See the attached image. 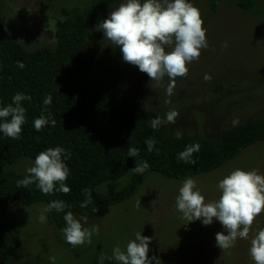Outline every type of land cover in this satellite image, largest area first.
<instances>
[{
    "label": "rangeland",
    "instance_id": "obj_1",
    "mask_svg": "<svg viewBox=\"0 0 264 264\" xmlns=\"http://www.w3.org/2000/svg\"><path fill=\"white\" fill-rule=\"evenodd\" d=\"M94 0H0V19L7 30L27 52L56 45V31L67 15L78 8L86 9ZM119 0L101 22L123 3ZM143 2V0H141ZM199 8L208 47L201 49L198 60L187 64V77H178L173 95L167 97L164 88H151V80L138 66L122 59L118 46L104 38L98 26L88 41L92 58L86 83L99 91L104 103L118 102L127 111L150 108L166 118V112L179 113L174 125H164L171 131L191 134L203 140L216 141L223 129L264 117V0H257L256 12L240 9L231 0H220L216 11L211 0H189ZM227 43V47L223 45ZM167 51V49H166ZM205 73L211 81H205ZM165 77L164 85L168 84ZM170 99L165 105L163 101ZM33 159L24 158L11 167L26 175ZM236 168L258 170L264 175V141L245 148L236 158L221 167L192 177L205 202L219 199L218 182ZM129 176L108 182L102 192L121 188ZM182 180L170 179L157 172L148 173L140 189L128 200L88 217L84 224L91 230V244L72 247L50 214L40 223V209L45 202L25 206L10 202L9 218L18 230L9 232L17 242L16 264H94L101 253L111 256L119 245L126 250L135 233L151 237L148 257H157L160 264H255L249 254L251 238L264 229V211L256 217L248 239L237 238L233 247L222 250L216 245V233L224 232L215 218L212 224L188 222L176 207V197ZM78 218V217H76ZM83 223V221H82ZM152 264H156L153 260Z\"/></svg>",
    "mask_w": 264,
    "mask_h": 264
},
{
    "label": "trees",
    "instance_id": "obj_2",
    "mask_svg": "<svg viewBox=\"0 0 264 264\" xmlns=\"http://www.w3.org/2000/svg\"><path fill=\"white\" fill-rule=\"evenodd\" d=\"M119 0H94L86 9L71 11L56 31V45L27 52L12 36L0 19V107L12 103L16 93L31 96L23 101L26 123L22 125L21 138L14 140L0 132V264H16L14 255L18 245L9 235L18 230L9 218L10 202L25 206L36 202L50 203L63 200L67 207L63 212H49L59 229L66 226L63 216L71 211L74 217H93L107 207L130 199L142 186L148 173L157 172L170 179L184 181L195 175L212 171L236 158L245 148L264 141V117L251 119L223 129L216 141L203 140L191 134L176 132L161 125L157 130L150 121L161 113L140 108L131 112L118 102L104 103L99 91L86 83L85 74L92 62L88 41ZM245 11L256 12L257 0H231ZM220 0H211L216 11ZM17 61L24 63L21 69ZM51 95L49 112L56 120L37 132L33 126L43 108V99ZM47 115V113H45ZM154 138L155 149L147 151L145 140ZM199 143L200 151L193 153L191 163L177 162L178 154L189 144ZM63 147L71 152L64 160L70 169L65 181L71 189L68 194L53 192L45 195L35 184L17 187V181L26 175L11 169L24 158L35 157L49 147ZM140 150L138 157H129L128 148ZM136 161H147L149 168L143 174L130 170ZM119 189L102 192L99 188L108 182L128 177ZM89 189L93 202L86 208L80 204L86 199L83 189ZM108 256V255H107ZM94 264H99L98 258ZM104 264H117L105 260Z\"/></svg>",
    "mask_w": 264,
    "mask_h": 264
},
{
    "label": "clouds",
    "instance_id": "obj_3",
    "mask_svg": "<svg viewBox=\"0 0 264 264\" xmlns=\"http://www.w3.org/2000/svg\"><path fill=\"white\" fill-rule=\"evenodd\" d=\"M199 8L189 0H124L115 8L109 17L98 23L99 30L103 31L104 38L114 46L120 48L123 61L138 66L142 73H146L150 80L151 88H164L167 97L173 95L175 81L178 77L186 78L188 74L187 64L198 60L201 49L208 47L206 29ZM227 47V43L223 45ZM167 49V51H166ZM23 69L24 63L16 62ZM165 77L168 84L164 85ZM212 77L205 73L204 80L211 81ZM30 95L16 93L12 97V103L0 107V132L5 137L19 140L22 133V125L26 123V108L22 102L31 101ZM43 108L39 118H35L33 126L37 132L51 124L55 127L56 120L48 110L52 103L51 95L43 99ZM165 105L171 103L170 99L163 101ZM47 113V115H45ZM179 113L175 110L166 112V118H154L150 121L152 129L157 130L161 125H174ZM238 119L233 120V125L238 124ZM176 139L181 138L179 131ZM157 141L154 138L145 140L147 151H159L155 149ZM199 143L189 144L185 150L178 154L177 162L191 163L193 153L199 152ZM140 150L136 147L128 148L129 157H138ZM71 152L63 147H49L41 151L36 157L33 166L27 168L23 179L17 181V187L27 188L35 184V187L43 194L55 192L68 194L71 189L65 181L70 175V169L64 160L70 159ZM149 168L147 161H136V166L130 171L143 174ZM221 193L218 200L205 202V196L197 187L196 181L187 178L179 188L175 207L182 213V218L188 222L202 221L207 226L213 219L219 221L224 232L216 233V245L222 250L233 247L237 238L248 239L254 220L264 211V175L258 174V170L245 171L236 168L218 182ZM86 199L80 204L86 208L93 202L89 189H83ZM67 207L63 200H53L42 207L38 220L47 222V214L53 210L63 212ZM66 226L62 229L65 241L72 247L91 244L92 235L99 234L98 226L91 230L84 227L88 217H74L71 211L63 216ZM83 221V223H82ZM152 238L135 233V238L129 240L126 250L117 245L111 256L103 253L98 257L99 264L105 260H114L117 264H160L157 257L149 259V244ZM249 254L255 264H264V229H260L252 238ZM51 264H55V257H49Z\"/></svg>",
    "mask_w": 264,
    "mask_h": 264
}]
</instances>
